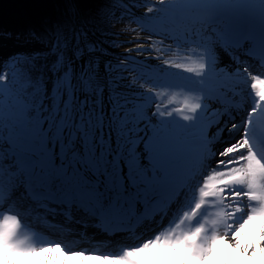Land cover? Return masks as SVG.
<instances>
[{"label": "snow or ice", "instance_id": "snow-or-ice-1", "mask_svg": "<svg viewBox=\"0 0 264 264\" xmlns=\"http://www.w3.org/2000/svg\"><path fill=\"white\" fill-rule=\"evenodd\" d=\"M120 21L147 47L114 56ZM0 39L31 46L0 61V264H264V0H64Z\"/></svg>", "mask_w": 264, "mask_h": 264}, {"label": "trees", "instance_id": "trees-1", "mask_svg": "<svg viewBox=\"0 0 264 264\" xmlns=\"http://www.w3.org/2000/svg\"><path fill=\"white\" fill-rule=\"evenodd\" d=\"M98 2H102V0H80L84 11H94ZM63 5L64 0H0V28L12 32H21L29 27L39 28L44 18H55L62 11ZM143 11L144 9L140 8L138 14ZM103 27L106 31L118 33V35L109 38L118 42V46L114 49L128 47L137 33H139V37L144 36L137 25L129 24L127 21L114 22L111 25L105 24ZM133 28L136 29V32L131 31ZM15 45L27 47L15 40L0 39V52H5L11 46L16 47ZM109 51L117 58L120 57L111 50Z\"/></svg>", "mask_w": 264, "mask_h": 264}, {"label": "rangeland", "instance_id": "rangeland-1", "mask_svg": "<svg viewBox=\"0 0 264 264\" xmlns=\"http://www.w3.org/2000/svg\"><path fill=\"white\" fill-rule=\"evenodd\" d=\"M142 34H144V36L139 37L138 39L135 37L133 40H131V43L128 47L123 48V49H109L111 50L114 54L118 55V56H122L126 53L127 49H134L136 48V46L138 44H144L145 47H147V37L149 35V33L147 32H142ZM141 35V34H140ZM16 46V45H15ZM31 46H27V47H14L11 46L9 49H7L5 52H0V61L5 60L6 58H8L10 55L17 53V52H23V51H28L30 50ZM131 56L136 57L137 55H139L141 58L146 57V56H151L154 55V53L151 52H144V53H137L135 51L130 53ZM152 63H156L155 61H152ZM118 238H122V237H118Z\"/></svg>", "mask_w": 264, "mask_h": 264}, {"label": "bare ground", "instance_id": "bare-ground-1", "mask_svg": "<svg viewBox=\"0 0 264 264\" xmlns=\"http://www.w3.org/2000/svg\"><path fill=\"white\" fill-rule=\"evenodd\" d=\"M225 60H227V58L225 57ZM44 234H47L46 232ZM91 234V233H90ZM118 240V239H117ZM120 240V239H119ZM122 241H127V239L125 237H122Z\"/></svg>", "mask_w": 264, "mask_h": 264}]
</instances>
